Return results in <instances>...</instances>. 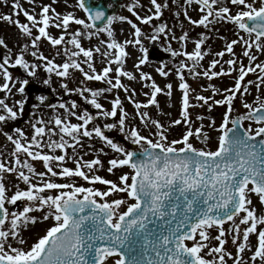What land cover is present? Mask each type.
<instances>
[{
    "label": "snow or ice",
    "instance_id": "obj_1",
    "mask_svg": "<svg viewBox=\"0 0 264 264\" xmlns=\"http://www.w3.org/2000/svg\"><path fill=\"white\" fill-rule=\"evenodd\" d=\"M3 2L7 4L8 0ZM28 2L31 4L35 0ZM193 3L201 13L198 19H193L187 10L184 11L192 25L207 28L215 21L235 26L237 38L227 42L224 50L215 53L220 58H223L225 52L233 57L224 62L229 66L227 69L221 66L217 71L221 61L214 58L206 69L202 72L198 70L201 61L209 54L202 47L207 38L205 33H200L193 41L194 49L187 51V32L179 37L169 36L167 25L161 24L153 26L152 34L148 35L129 17H105L104 11L90 6L87 0H76V7L87 14V21L90 22L77 18L72 11L62 14L48 4L43 5L37 15L35 9L29 11L24 8L20 0H12L10 14L0 13V20L14 24L24 36L31 37L30 43L34 50L30 55L36 61L26 59L29 51L27 43L14 54L6 41L0 38V46L6 49L0 57V76L3 78L0 92L4 93L0 97V123L15 121L20 115L17 106L22 111L28 98L25 86L29 80L21 77L14 79L9 71L10 66H20L30 77H35L37 69L43 68L48 74L42 81L45 85L51 84L52 74L60 78L69 77L70 69L82 73L84 80L103 81L109 87L69 88L63 80L61 86L67 93L78 92L97 110L96 116L118 117L101 127L94 123L95 118L88 110L78 114L76 109L79 105L72 100L70 107L67 103L49 104L48 107L53 109L63 108L65 116L56 115L54 120L47 122L41 118L32 123L34 133L31 137L20 127H15L11 132L0 128L7 141L14 145L11 152L13 162H0V264H109L113 259L114 264H227L226 258L233 257V253L225 248L229 234L232 244L236 246L233 264H246L242 256L245 250H251V264H256L257 260L259 264H264V214H258L252 199L255 194L261 205H264V139L255 143L257 137H264V97L257 94L254 103H243V108L246 109L244 113L235 117L231 115L238 95L243 99L244 94L249 92L248 85L255 84L257 93L264 86V62H257V55L253 51L255 49L264 54V0H229V4H225L223 0H184L186 5ZM65 4L67 5V0ZM150 4L154 11L149 8L151 14L144 16L134 10L140 6V0L128 4L127 9L141 23L151 24L154 18L158 19L162 15V8L168 5L161 4L158 0H150ZM233 8L236 9L235 12L232 11ZM21 13L27 22L13 19ZM105 18L103 27L97 28L96 22ZM116 20L126 21L131 26L134 30L133 39H125L123 42L116 39L113 28ZM71 22L82 26L83 31L77 28L69 34L67 30ZM50 25L63 29L58 37L48 31ZM33 29L38 34L34 35ZM102 33H106L107 39H100L94 49L82 46L83 37L91 39ZM241 33H246L247 38ZM161 34L169 39L165 52H169L173 58H186L180 60L175 67L182 92L179 118L171 120L168 126L159 119L152 118L148 111H142L152 105L159 108L157 95L165 90L156 83L151 73L141 69V66L150 61V49L141 38L155 42L160 39ZM66 35H70V39L66 40ZM41 38H45L53 47L70 44L75 50L65 46L63 55L68 59L63 63H56L54 58L40 50ZM171 40L181 42L180 50L171 47ZM238 43L243 45V56L247 57L248 65L245 66L241 61L237 69L238 57L234 46ZM105 44L106 48L101 52L99 45ZM129 45L138 47L141 53L134 67L139 72V80L145 82L143 86L150 89V92H144L149 97L146 102L135 100L136 90L121 80V77L137 79L133 72L124 67L126 58L130 55L127 51ZM94 51L106 58V66L102 70H97L94 65ZM60 54L57 50L56 55ZM81 54L84 58L82 62L76 59ZM186 61H191V64ZM185 69L193 77L203 76L208 80L231 75L236 71L239 74L234 77L231 88L221 90L213 84H209L207 88L202 87L201 92L195 95L196 103H192L191 93L194 90L185 79ZM155 70L164 77L173 71L166 64H161ZM257 71L259 75L256 81L247 80L245 84L248 74ZM113 72L114 77L110 75ZM148 81L151 83H147ZM17 83L19 87L16 91L23 98L10 105L7 101ZM165 88V94L171 97L173 85L168 83ZM113 89H123L129 93L128 99L135 108L133 118L139 119L148 129L149 135H144L140 127L129 125L130 114L119 95L111 100L110 109L99 102L105 92ZM208 89H211L212 95H203L202 92ZM221 91L224 93L223 97L215 99ZM85 93H90V98ZM35 99L41 104L47 101L45 95H37ZM216 105H226L227 108L221 123L217 126L214 117L197 115L196 119L201 123L193 128L194 121L189 109L207 106L211 112ZM68 117H77L81 123H72ZM205 119H210L207 125L209 129L219 132L218 147L215 150L196 148L191 142L193 137L204 142L211 139L209 132L204 131ZM246 120L254 121L260 126L255 130L252 124L245 127L243 122ZM50 123L54 127L49 128L47 125ZM90 123L93 124L91 128L88 127ZM181 124L185 128L179 138L169 140L171 128ZM103 129H117L123 134L124 140L139 146L138 151L129 150L108 136ZM54 136L59 139H53ZM83 138H99L116 153L108 160L109 173L125 167L128 171L122 172L117 180L97 174L103 168L99 156L85 160L76 152L77 148L84 147ZM88 147L91 149V145ZM45 148L51 151H44ZM69 148L73 149L70 158L75 163V168L65 165L69 158ZM57 150L63 154H57ZM99 151L103 152L104 149ZM21 154L26 158L22 159ZM37 160L43 162L46 171H37L30 162ZM9 173L26 185L25 188H20L13 183L15 190L10 197L4 179ZM54 177L63 178L64 182H57ZM76 178H82L93 186L78 185L74 182ZM97 182L105 185L106 189L94 187ZM17 202H23L22 210L12 211L7 206H15ZM34 212L41 215H32ZM49 221L51 223L44 233L25 247L28 242L23 232L38 222ZM228 222L230 224L226 229L224 226ZM213 228L218 230L215 237L210 232ZM251 235H256L255 243L251 241ZM212 239L219 241V245L210 247ZM208 256L212 258L209 259Z\"/></svg>",
    "mask_w": 264,
    "mask_h": 264
},
{
    "label": "rangeland",
    "instance_id": "obj_2",
    "mask_svg": "<svg viewBox=\"0 0 264 264\" xmlns=\"http://www.w3.org/2000/svg\"><path fill=\"white\" fill-rule=\"evenodd\" d=\"M76 0H67V5L65 4V0H56L55 3H53V0H35L34 3H29L28 0H20L21 4L24 8H27L29 11H32L35 9V14L39 15L41 8L43 5L48 4L52 7L56 8V10L60 13H66L67 11H72L77 18H83L87 21V18L85 14L82 12L81 9L76 7V3H74ZM161 4L167 3V7L162 8V13L158 19L154 18L151 24H143L140 21L136 19L135 16L132 15L127 9L128 4H134L135 0H123L120 4V8L115 12L114 15H124L132 19L134 22L138 24V26L141 27L142 31L148 35L152 34L153 26H158L161 24L167 25V30L169 31V36L175 35L179 37L184 32L188 33L189 39L186 41V50L192 51L194 49V43L193 41L199 37L200 33L206 34V41L205 44L202 46L203 49L207 52H209L208 55L205 56L203 61H201V66L198 69L199 71H203L207 68L209 62L212 59H220L221 64L217 67V71H219V68L223 66L225 69H227L229 66L224 63L229 58H233L229 53L225 52V55L223 58L215 56V53L218 51L224 50L226 43L230 42L232 39H236L237 36L235 35L236 29L235 26L231 23L226 22H219L216 23L215 21L209 25L207 28L204 26H197L192 25L189 20L185 17L184 11L187 10L188 14L193 19H198L199 15L201 14L198 10V6L193 3L192 5H186L184 4V0H158ZM225 4H229V0H223ZM230 6V5H229ZM110 9H112V6L109 4L108 6ZM152 8V11H154V7L151 6L150 0H140V6H137L134 10L139 13V15L144 16L151 14L148 9ZM233 12L236 11L235 8L232 9ZM12 12V0H8V3L5 4L3 0H0V13L2 14H10ZM179 13V15H177ZM51 15V13H50ZM19 19L21 22H27L26 18L21 15L19 17H13V19ZM103 27V26H102ZM101 27V28H102ZM77 28L81 29L83 31V27L80 25H76L74 22L70 23V27L67 30V32L70 34L71 32L75 31ZM113 28L115 32V37L118 41L123 42L125 39H133L132 32L134 31L131 26L126 21H119L116 20L113 22ZM48 31L58 37L63 29H57L54 25H50ZM95 31V30H92ZM34 35L38 34L35 29H33ZM247 38L246 33H241ZM222 37V38H221ZM0 38H3L8 47L12 49L13 53L16 54L19 52L20 48L23 47L24 44L29 45V51L26 53V59H28L31 62H36L35 58L30 55V52L34 49L31 47V37L24 36L20 30L12 23H9L4 20H0ZM70 39V35H66V40ZM100 39H107L106 33H102L99 36H93L91 39H89L87 36L82 38V46L85 48H95L98 46V41ZM142 42L146 47L150 49V61L146 65L141 66V69L143 71L151 73L152 77L155 79L156 83L163 88L165 91L157 95V101L159 104V108L157 106L152 105L149 106L146 109H142V111H148L152 118L159 119L162 123L165 124V126H168L169 122L171 120L179 118V112L181 107V96L182 92L179 89V80L177 76L175 75V67L179 63L180 60H186L185 57L180 56L173 58L171 57V54L169 52H165L164 48L167 47L169 43V39L164 37L163 34H161V37L159 40L153 42L149 41L145 38H141ZM171 47L176 50H180L181 42L178 40H171ZM67 46L68 48L75 50L74 46L72 45H60L53 47L50 45V43L45 39L41 38V41L39 42L40 50L44 52L45 55L49 56L50 58H54L56 63H63L67 57L63 55V49ZM101 47V52L104 51L106 48L105 45H99ZM57 50L60 51V55H56ZM127 51L130 53V55L126 58L125 62V69L127 71L133 72L136 76V80H129L127 77H121L122 83L125 85H128L130 88H134L136 90V95L134 97L135 100L140 102H146L149 97H146L144 95V92H150V89L147 87H144L145 84L144 81L139 80V72L134 67V64L137 60V58L141 55V53L138 50V47H133L132 45H129L127 47ZM254 53L257 55V62H264V54L256 51L253 49ZM6 52V49L3 46H0V57ZM234 52L236 54V57H238L237 60V69L239 67V63L242 61L245 66L248 65V59L247 57L243 56V45L238 43L234 46ZM94 56V65L97 68V70H102L103 67L106 66V58H103L101 53L93 52ZM80 62L83 61V55L81 54L80 57L76 58ZM187 63L191 64V61H186ZM42 63V62H41ZM255 63V62H254ZM161 64H166L167 68L172 69L173 71L170 72V74L167 77L161 76L158 72H156V68L161 66ZM82 66L86 68V65L82 63ZM113 67H116L115 64H113ZM9 71L12 72L13 78L21 77L26 78L29 80V83L25 86L26 88V95L27 100L24 105L23 110H19L17 106V110L20 111V115L15 121H8L6 123H0V128H2L4 131H12L15 127H20L28 137H31L34 133V130L32 129L31 125L32 123H36L37 120L43 119L45 122L54 120L56 115L65 116V110L63 108H50L48 107L49 104L53 105H59L60 103H67L70 107V102L72 100H75L77 104L79 105V108L76 109L78 114H83V111L86 109L89 111L90 114L94 116V123L99 124L101 127H103L104 123H111L114 121V119L117 118H103L98 117L95 115L96 109L88 102L84 100L82 96L79 95L78 92H71L67 93L65 92L64 88L61 86V81L63 80L64 83L68 85L69 88H79V87H91V88H107L109 85H107L103 81H87L84 80V77L82 73H80L78 70L70 69V76L67 78H60L55 76V74H52L51 76V84L45 85L42 81L47 78L48 74L45 73L43 68L37 69V74L35 77H30L20 66L16 67H9ZM238 71L233 72L231 75H224L221 77L213 78L212 80H208L207 78L203 76L199 77H193L187 69L184 70V75L186 81L189 83L190 87L194 90L191 93L192 96V103H196L195 101V95L196 93L201 92L202 87L207 88L209 84L215 85L219 89L224 88H231L234 85V77L238 76ZM113 77L115 76V73H111ZM259 75V72L257 73H249L248 76L245 78L244 83L246 84L247 80H253L256 81V77ZM81 81H84L83 84H81ZM114 82V81H113ZM0 83H3V78L0 76ZM147 83H151V81H148ZM171 83L173 85L172 88V95L171 97H168L165 93L167 92V89L165 88V85ZM19 87V84L17 83L15 87L12 89V94L8 98V103L14 104L15 100L22 99V95L19 94L16 89ZM249 92L244 94L243 99L238 97L234 101V111L231 114L232 116L239 113H244L246 109L243 108L244 102L254 103L255 97L257 94H259L261 97H264V86H262L259 90V93H257V89L255 87V84L248 85ZM205 96H211L212 91L211 89H208L207 91L202 92ZM37 95H45L47 97V101L41 104L39 101L35 99ZM86 96H89L90 93H85ZM119 95V98L122 101V104L124 108L127 110V112L130 114L129 116V125H135L140 127L142 133L144 135H149L148 129L140 123L139 119H134L133 114L135 112L134 105L131 101L128 99L129 93H126L123 89H113L111 92H105L102 97L99 98V102L104 105L105 108L110 109L111 108V100L115 99L116 96ZM224 93L221 91L219 94L215 96V99H221L223 97ZM4 93L0 92V97H3ZM211 103V101H209ZM34 105H39V107H34ZM235 105L237 107H235ZM227 110L226 105H216L213 107L212 111L209 112L207 106L204 107H191L189 109L191 119L194 121L193 128L200 125L201 121L197 120V115H204L206 117H214L216 120L217 126L219 123H221L223 113ZM68 119L72 123H81L77 119V117H68ZM210 123V119H205L203 121V124L205 125L204 131L209 132L211 139L207 142L201 141L193 137L191 139V142L196 148H204L206 150H215L218 147V135L219 132L215 130H211L207 127V125ZM244 126L247 127L249 124H252L253 129L259 127L260 125H257L254 121H244ZM39 126V125H38ZM49 128L54 127V124H48ZM93 126L92 123L88 125L89 128ZM230 126V125H229ZM185 126L183 124L178 126H173L171 128V131L169 132V140L179 138L180 134L183 132ZM105 133L110 136L115 141L123 144L126 148L128 146L132 145L130 141H126L123 138V134L120 133L117 129L108 130L103 129ZM58 131V129H57ZM53 139H59L58 136H54ZM47 142V136L44 137V143ZM82 143L84 145L83 148H77L76 152L79 155H82L85 160H91L95 158L96 156H99L101 161L103 162V168H100L98 170L99 175L111 179V180H117L118 176L124 172L128 171V169L120 168L115 169L114 173H109L107 171L108 160L113 158L116 153L112 151L111 148L107 147L103 141H101L99 138H93L89 140L88 138H83ZM127 144V145H125ZM89 145H91V149H89ZM103 148L104 151L100 152L99 150ZM14 150V145L11 144V142L7 141V139L3 136L2 132H0V162L4 163H11L13 162L14 158L11 156V152ZM44 151L50 152L51 150L45 148ZM68 159L65 161V165L67 167L75 168V163L70 158L72 156L73 149L69 148L68 150ZM57 154H63L60 150H57ZM21 158L24 157V154H21ZM30 160V158H28ZM35 165V168L37 171H46L44 168L42 161H30ZM58 170V169H57ZM25 171H27L25 169ZM5 183L9 188L8 195L9 197L13 194L14 188L12 187L13 183H16L19 185L20 188H25L26 185L23 181L19 180L14 174H6L5 177ZM54 180L57 182H64L63 178L54 177ZM35 182V181H34ZM75 183L78 185H84V186H93L89 185L87 181H84L82 178H76ZM94 187L100 188L102 190L106 189V186L97 182ZM113 197H109L111 199ZM253 205L257 208L258 214H264V205H261V203L258 200V197L253 194ZM133 202V201H129ZM19 204L18 209L22 210L23 202H17ZM10 210H12V207L10 205H7ZM17 208H14L12 211L18 210ZM126 210V206H125ZM32 215L40 216L41 213L34 212ZM51 222H38L34 226H32L29 230H25L23 232L24 238L27 240L28 244L25 245L27 247L30 245L34 239L40 235L43 234L46 228L49 226ZM229 223H227L224 227L227 229L229 227ZM211 234L215 232L216 235L218 234V230H210ZM215 237V236H213ZM227 243L225 245V248L228 252L233 253V257L226 258L227 264H233V260L236 253V246L232 244V237L231 234L227 235ZM242 239V236H241ZM250 239L253 243L256 242V235H251ZM219 241L212 239L210 241V247L211 246H218ZM205 252H207V249H205ZM243 260L246 262V264H251V250H245V252L242 254ZM207 258L211 259V256H208ZM113 260H110L109 263H111ZM256 264H259V260H257Z\"/></svg>",
    "mask_w": 264,
    "mask_h": 264
},
{
    "label": "water",
    "instance_id": "obj_3",
    "mask_svg": "<svg viewBox=\"0 0 264 264\" xmlns=\"http://www.w3.org/2000/svg\"><path fill=\"white\" fill-rule=\"evenodd\" d=\"M107 1H108V0H99V2L96 3V2H93L92 0H87V3H88L90 6H94L95 8H99L100 10L104 11V12H105V17H107V16H110V15H113V13H114L113 11H110V10H108L107 8H105V4L107 3ZM109 1H110L112 4L115 5V3H116L117 1H120V0H109ZM104 23H106V18H105V20H103V21H97V22H96V27L99 28V27H101ZM249 23H250V22H249ZM260 139H264V137H257L255 143L258 144ZM130 150L137 151L135 146H131V147H130Z\"/></svg>",
    "mask_w": 264,
    "mask_h": 264
}]
</instances>
